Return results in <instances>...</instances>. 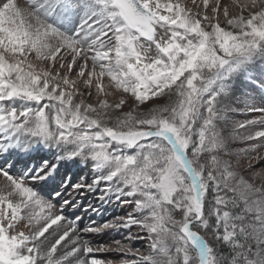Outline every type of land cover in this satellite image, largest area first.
I'll list each match as a JSON object with an SVG mask.
<instances>
[{
    "label": "snow or ice",
    "instance_id": "snow-or-ice-1",
    "mask_svg": "<svg viewBox=\"0 0 264 264\" xmlns=\"http://www.w3.org/2000/svg\"><path fill=\"white\" fill-rule=\"evenodd\" d=\"M262 153L264 0H0V264H264Z\"/></svg>",
    "mask_w": 264,
    "mask_h": 264
},
{
    "label": "rangeland",
    "instance_id": "rangeland-1",
    "mask_svg": "<svg viewBox=\"0 0 264 264\" xmlns=\"http://www.w3.org/2000/svg\"><path fill=\"white\" fill-rule=\"evenodd\" d=\"M228 3H231V0H227ZM233 147H240L239 145H233ZM264 154V153H262ZM258 167H264V164L262 165H258ZM91 202L93 204L96 205V207H100V204L98 201L94 200L92 196H88L86 198V200L84 201L85 203V206H87V204ZM126 211H128V208L124 205H120L117 203V202H113L111 204H106L104 205L103 208H101L100 212L98 214H94L93 215V219H95L98 223L99 222H104V221H109L111 222L112 220H114V218L116 217H119V216H123L125 215ZM68 216L70 219H75L77 213L73 210H68ZM85 221L88 220L87 217L84 218ZM106 236H111V235H106ZM112 240H115V237L111 238ZM121 241H124V236H122V238L120 239ZM97 243H101V244H104V243H111L112 241L109 240V238H97ZM134 246L135 247H138L141 249V251L143 252L146 248H147V245L144 241H134L133 242ZM99 255L101 258H107V259H110V260H116L119 264V260L121 259V257L116 254V253H107V254H104V253H100V254H97Z\"/></svg>",
    "mask_w": 264,
    "mask_h": 264
},
{
    "label": "bare ground",
    "instance_id": "bare-ground-1",
    "mask_svg": "<svg viewBox=\"0 0 264 264\" xmlns=\"http://www.w3.org/2000/svg\"><path fill=\"white\" fill-rule=\"evenodd\" d=\"M147 245V244H146Z\"/></svg>",
    "mask_w": 264,
    "mask_h": 264
}]
</instances>
